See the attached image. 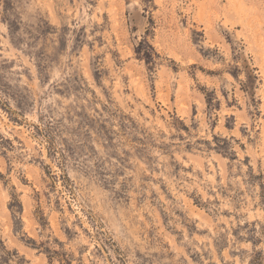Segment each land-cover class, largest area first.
Returning a JSON list of instances; mask_svg holds the SVG:
<instances>
[{"label":"rangeland","instance_id":"1","mask_svg":"<svg viewBox=\"0 0 264 264\" xmlns=\"http://www.w3.org/2000/svg\"><path fill=\"white\" fill-rule=\"evenodd\" d=\"M260 250L264 0H0V264Z\"/></svg>","mask_w":264,"mask_h":264},{"label":"trees","instance_id":"2","mask_svg":"<svg viewBox=\"0 0 264 264\" xmlns=\"http://www.w3.org/2000/svg\"><path fill=\"white\" fill-rule=\"evenodd\" d=\"M47 125H48L47 129L51 130L52 129L51 126L53 125V123L49 121ZM70 133H71V131H70ZM79 138H81V137L79 136ZM88 149H89L88 144H86L84 141H81V139H78L76 144L75 143H73V144L68 143L67 148L66 149L64 148V152L68 153L72 157L74 156V160L79 161L82 158L80 156L85 155V152H86V154L88 153L87 152ZM95 173L96 174L99 173L98 168H96ZM98 175L102 176V174H98ZM2 249L5 250V247L3 244H2ZM263 255H264L263 250H260L258 252V254L253 257L252 263L253 264H263V262H264V256Z\"/></svg>","mask_w":264,"mask_h":264}]
</instances>
